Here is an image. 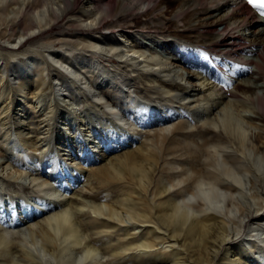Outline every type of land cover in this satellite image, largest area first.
<instances>
[{
    "label": "bare ground",
    "instance_id": "1",
    "mask_svg": "<svg viewBox=\"0 0 264 264\" xmlns=\"http://www.w3.org/2000/svg\"><path fill=\"white\" fill-rule=\"evenodd\" d=\"M175 1L182 30L168 47L169 34L146 41L144 23L120 24L143 0H92L85 9L82 0H0V41L11 44L0 45V264H264V45L255 37L264 18L241 0ZM64 17L77 27L70 37L80 52L65 35H47L39 51L14 50ZM43 53L113 118L102 126L81 111L77 88ZM95 53L110 55L116 72L132 64L137 80L169 102L128 92L121 106L107 102L93 82ZM20 54L23 64H8ZM235 59L246 77L230 90L221 63L238 76ZM27 106L38 120L25 131ZM153 125L143 141L131 133ZM29 187L39 193H20Z\"/></svg>",
    "mask_w": 264,
    "mask_h": 264
},
{
    "label": "rangeland",
    "instance_id": "2",
    "mask_svg": "<svg viewBox=\"0 0 264 264\" xmlns=\"http://www.w3.org/2000/svg\"><path fill=\"white\" fill-rule=\"evenodd\" d=\"M72 1V0H70ZM83 4H82V9H85L87 5H89L90 1L92 0H82ZM202 2V4H207V0H200ZM241 1H245L246 6L248 7V9L250 11H252L254 13V15H256L257 17H262L264 18V0H241ZM144 4H142L140 6L139 10H134L131 13L128 14L127 17H125L124 19H120L121 23L120 24H125V25H130L131 27H133V29H136L137 27H139V25H142L144 23V33L148 34V39L145 38L144 40L149 41V39H154L150 38L151 35H154L156 33H164L165 34H169L171 35V37H164L163 41L166 44V46L168 47H176V42L172 39V35H174L177 32H181L180 30H182V23L180 22V14L178 12L179 10V5L177 4V1L175 0H143ZM149 10V17H152V19H150V24H148V16L144 15V11ZM220 15V14H219ZM69 17H64L58 20L57 24L54 25L53 27H51L49 30H47V32H45L41 38L38 39V41H32V43H25L26 38L23 39L18 46H20L18 48V46H15L14 50L15 51H23L25 49L28 48H34L35 51H39V47L37 44L41 43V42H45L46 40L45 37L47 35H55L56 37L58 36H64L69 38V41H66V43L68 42V44H70L71 46L73 45L75 48V53L80 52L83 48H81V45L76 44L72 37H70V34L74 33L73 31L77 30L76 26H71L69 25L72 21L69 20ZM112 19V20H111ZM212 18H207L206 21H211ZM114 21L113 18H109L106 19V21L104 22L103 25H101V27L99 29H104L105 26L108 23H112ZM69 22V23H68ZM263 25V31L258 35H256V40L260 41V43H262V45H264V23ZM251 28H256L258 26V23H254L251 25ZM217 29L216 31H221L223 29L222 25H216ZM83 31V30H82ZM94 30H92L93 32ZM257 32V31H256ZM174 38L178 39L177 37L173 36ZM185 40H192L189 37H185ZM179 40V39H178ZM177 40V41H178ZM63 42H55L54 43V48H56V50H62L61 44ZM36 44V45H35ZM0 45H4L6 47H11L9 43H7L4 40L0 41ZM160 43H155L154 46L158 49H160ZM158 46V47H157ZM262 48V46L260 47V49ZM197 51V50H196ZM106 53V52H103ZM163 53L165 55H167L165 53V51H163ZM109 54V53H108ZM49 54H45L43 53V56L48 60L49 63H51L53 66L51 67V72L52 73H62L67 79L71 80L74 84V86L77 88V96L80 97L81 100H83L84 102H82L81 108H83V110L80 108L81 111H86L87 113H89L90 118L92 119L93 122L98 121L102 126L103 123L105 121H108V118H113V114L109 113L108 108L105 107V104L103 102L100 103V105H97L96 103L97 100L89 93H87L88 89H84L82 86L84 85H79L77 80L72 79V76L69 75L68 71H65L64 69H62L60 67V65L55 62L52 58H50L48 56ZM107 54H104L103 56H101L100 54L95 53L94 56H89L90 59H93L97 62H99V68H98V73L94 75L93 77V82H96L98 84H103L104 87H102V91L104 93V99L107 102L110 103H119L120 106L123 105L124 102V96L125 93L128 92L130 96H134V95H142V96H146L147 98H149L151 100V103L156 104L157 106H163V104H167L168 101V96L165 94H162L161 96H156L154 95V91L151 87L146 88L148 86L143 85L144 83H141L139 80H137V75L136 72H130L131 69H135V67L132 66V64L128 63L127 66L124 67V69H128L127 74H125V72H116V68L112 65V63L109 61V59H111L110 55L109 57H106ZM182 55V54H180ZM195 56V55H193ZM198 55L196 54L195 57H197ZM251 58L253 60H257L256 56H246L245 58ZM11 61H9L8 64H11V62L13 61L15 62H19L20 64H23L25 62V60H27V57L23 54H20L19 56H17L16 58H11ZM232 64V65H231ZM243 64V63H242ZM241 62L238 61L237 59H235V61L230 62L229 65H231V69L235 70V72L239 73L238 76H235V74L232 75L231 72H228V68H226V66L223 64V62L221 63L222 69L224 71V79L226 80L224 82L223 86H226L228 89L230 90H235V87L238 83H240L241 81H243V79L246 77L244 75H240V73L245 72V68L244 66H242ZM198 65V64H197ZM236 65V66H235ZM234 66V67H232ZM229 67V68H230ZM203 69V71L205 70V66L204 67H200ZM200 68L198 67V70H200ZM242 68V69H241ZM251 70H254V66H250L249 67ZM34 77V76H33ZM89 77V75H88ZM133 79V80H132ZM242 79V80H241ZM95 85V84H94ZM97 85V84H96ZM146 86V87H145ZM257 92H261V90H256ZM238 94H240L241 96L243 94H241L240 90L237 89ZM11 93L13 94L14 91H11ZM56 93H54L55 96ZM19 98V97H18ZM15 99V98H14ZM12 99V110H11V117L9 119L10 125H12V128H14L15 125V117H14V111L17 110V105L19 104L18 101L15 102V100ZM56 100H58V97L56 95ZM154 101V102H152ZM84 103V104H83ZM1 104V103H0ZM62 105V106H61ZM61 105H58V107H61L59 109H57L56 111V116L54 115L53 118V124L54 127H56L54 129V131L57 129L60 130L59 127L62 126V124L60 123V119L61 116L62 118H64V114H62L63 112L67 111V107L62 103ZM86 105V106H85ZM125 106V105H124ZM173 106L175 107L176 104H174L173 102ZM1 107V105H0ZM26 110L29 111L28 113H30V118H26L23 119L26 123H29L26 125L25 127V131H28L30 129L34 130L35 124H36V119L38 120V117H35V115L32 112V107L27 106ZM72 117L74 116L72 113L70 114ZM100 124H98L97 126H100ZM147 128V129H146ZM156 128V125L153 126H149V127H141V126H135V128L131 129V133L135 136H140L141 134H145L146 130L151 129L152 131ZM151 131V132H152ZM4 129L0 130V134H3ZM150 132V133H151ZM36 133H30L27 134L26 136H34ZM53 139H54V143L55 145H57V141H59L60 138L59 135H56V132L53 134ZM144 136H140V140L143 141ZM29 138H33V137H29ZM1 142V141H0ZM0 146H2L3 148H5L1 143ZM1 184V183H0ZM78 186L76 188H74V191L82 189L83 187V183L82 182H78L77 184ZM3 186V185H1ZM4 187V186H3ZM14 188L19 189V187L17 185H14ZM24 191V192H23ZM23 191H21L20 193L23 195H36L39 192H37L35 189L33 188H28V189H24ZM264 214V211H263ZM248 229V228H247Z\"/></svg>",
    "mask_w": 264,
    "mask_h": 264
}]
</instances>
